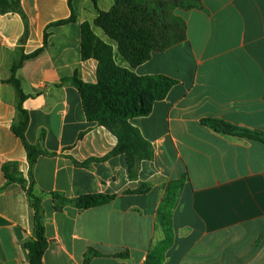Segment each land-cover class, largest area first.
Returning <instances> with one entry per match:
<instances>
[{
	"label": "crops",
	"instance_id": "obj_1",
	"mask_svg": "<svg viewBox=\"0 0 264 264\" xmlns=\"http://www.w3.org/2000/svg\"><path fill=\"white\" fill-rule=\"evenodd\" d=\"M114 2L21 0L23 14L0 12V264H27L26 243L34 236L27 191L7 178L4 166L42 198L45 264H85L89 249L101 255L87 264H146L151 248L164 239L157 212L165 187L183 177L175 242L163 264H264V144L205 123L264 132V0H199L197 7L177 10L187 39L135 68L139 76L178 81L149 116L131 120L154 149L135 181L124 155L82 165L106 157L117 138L87 121L71 80L96 82L97 61L81 55V26ZM72 13L75 22L56 25ZM36 52L16 74L27 96L26 139L50 154L31 167L13 130L19 100L9 80L12 66ZM143 183L152 184L146 194L124 193ZM53 193L115 198L90 209L67 205L57 211Z\"/></svg>",
	"mask_w": 264,
	"mask_h": 264
},
{
	"label": "trees",
	"instance_id": "obj_2",
	"mask_svg": "<svg viewBox=\"0 0 264 264\" xmlns=\"http://www.w3.org/2000/svg\"><path fill=\"white\" fill-rule=\"evenodd\" d=\"M199 0H115L109 11L100 12L93 23L84 22L81 26V55L83 60L97 61V79L95 83L84 82L77 76L72 83L81 95L85 116L88 122L95 123L111 131L117 138V145L104 158L94 159L82 165L88 166L93 161H105L109 158L124 155L127 161L129 178H138V170L142 161L154 158V149L145 140L138 128L131 124L137 117L149 116L156 102L164 100L170 90L178 83L177 80L165 75L139 76L135 68L149 61L154 53L163 52L187 39V23L177 14V10L187 11L197 7ZM1 13H20L21 0H0ZM76 21V16L56 23L64 25ZM94 28L102 30L109 41L99 37ZM36 52L11 68L12 84L18 96L19 119L14 125V133L19 137L28 152L31 167L38 157L50 155L39 146L29 144L26 132L29 126V114L23 108L27 96L23 92L17 71L26 59L34 58ZM206 124L215 130L231 133L241 138L264 144V132L232 126L231 130L224 128V123L218 120H206ZM77 165H81L76 162ZM10 180L24 185L32 208L34 209V236L26 243L29 252L27 264H45L44 256L49 247L46 237L45 216L42 198L33 192V184L26 188L25 181L17 177V171L9 166L3 167ZM185 178L170 181L165 187L163 199L157 212V222L163 230L164 239L154 245L148 253L146 264H163L168 251L175 242L174 211L178 206ZM152 189V184H140L127 194H146ZM55 210L61 211L67 205L79 209H90L110 203L114 195L88 194L76 199L53 193ZM101 254L89 249L85 255L87 264L92 257ZM117 254L116 257H125Z\"/></svg>",
	"mask_w": 264,
	"mask_h": 264
},
{
	"label": "rangeland",
	"instance_id": "obj_3",
	"mask_svg": "<svg viewBox=\"0 0 264 264\" xmlns=\"http://www.w3.org/2000/svg\"><path fill=\"white\" fill-rule=\"evenodd\" d=\"M96 30H97L98 32H101V33H100L101 36H103L105 39H107V41H109L108 38L104 35V33H103L102 31H100V29L96 28Z\"/></svg>",
	"mask_w": 264,
	"mask_h": 264
},
{
	"label": "water",
	"instance_id": "obj_4",
	"mask_svg": "<svg viewBox=\"0 0 264 264\" xmlns=\"http://www.w3.org/2000/svg\"><path fill=\"white\" fill-rule=\"evenodd\" d=\"M225 128L226 129H231V126L226 125Z\"/></svg>",
	"mask_w": 264,
	"mask_h": 264
}]
</instances>
